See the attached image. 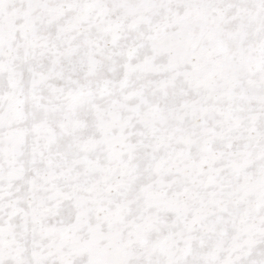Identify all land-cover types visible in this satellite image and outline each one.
Masks as SVG:
<instances>
[{"label":"snow or ice","instance_id":"1","mask_svg":"<svg viewBox=\"0 0 264 264\" xmlns=\"http://www.w3.org/2000/svg\"><path fill=\"white\" fill-rule=\"evenodd\" d=\"M0 264H264V0H0Z\"/></svg>","mask_w":264,"mask_h":264}]
</instances>
